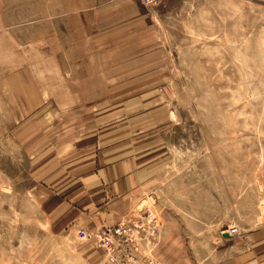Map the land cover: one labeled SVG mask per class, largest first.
<instances>
[{
  "label": "rangeland",
  "instance_id": "374dc122",
  "mask_svg": "<svg viewBox=\"0 0 264 264\" xmlns=\"http://www.w3.org/2000/svg\"><path fill=\"white\" fill-rule=\"evenodd\" d=\"M122 158L125 213L70 222ZM148 212L156 264H264V0H0V264H107L77 230Z\"/></svg>",
  "mask_w": 264,
  "mask_h": 264
},
{
  "label": "crops",
  "instance_id": "0c3cea01",
  "mask_svg": "<svg viewBox=\"0 0 264 264\" xmlns=\"http://www.w3.org/2000/svg\"><path fill=\"white\" fill-rule=\"evenodd\" d=\"M81 85L87 89L92 86L89 82ZM137 173L132 160L122 158L108 164H97L90 171L69 181L60 189L59 196L62 197L60 200L64 203L70 222L88 228L117 221V217L129 207L127 201L134 194Z\"/></svg>",
  "mask_w": 264,
  "mask_h": 264
},
{
  "label": "built area",
  "instance_id": "2783aa9c",
  "mask_svg": "<svg viewBox=\"0 0 264 264\" xmlns=\"http://www.w3.org/2000/svg\"><path fill=\"white\" fill-rule=\"evenodd\" d=\"M161 0H142L150 7ZM159 220L148 212L130 222H122L95 232L77 230L78 237L93 240L96 248L106 257L107 264H156L151 252L155 242Z\"/></svg>",
  "mask_w": 264,
  "mask_h": 264
}]
</instances>
